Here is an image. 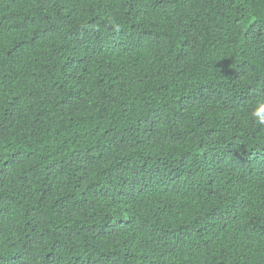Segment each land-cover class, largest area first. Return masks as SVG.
Here are the masks:
<instances>
[{
	"label": "trees",
	"instance_id": "trees-1",
	"mask_svg": "<svg viewBox=\"0 0 264 264\" xmlns=\"http://www.w3.org/2000/svg\"><path fill=\"white\" fill-rule=\"evenodd\" d=\"M264 0H0V264H264Z\"/></svg>",
	"mask_w": 264,
	"mask_h": 264
},
{
	"label": "clouds",
	"instance_id": "clouds-1",
	"mask_svg": "<svg viewBox=\"0 0 264 264\" xmlns=\"http://www.w3.org/2000/svg\"><path fill=\"white\" fill-rule=\"evenodd\" d=\"M252 117L260 124H264V101L257 104L252 110Z\"/></svg>",
	"mask_w": 264,
	"mask_h": 264
}]
</instances>
